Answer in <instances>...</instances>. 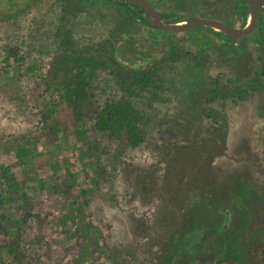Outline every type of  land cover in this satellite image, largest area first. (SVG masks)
Segmentation results:
<instances>
[{"label":"rangeland","instance_id":"obj_1","mask_svg":"<svg viewBox=\"0 0 264 264\" xmlns=\"http://www.w3.org/2000/svg\"><path fill=\"white\" fill-rule=\"evenodd\" d=\"M150 1L249 22L245 0ZM120 2L0 0V263L264 264V21L226 43ZM111 102L143 143L96 129Z\"/></svg>","mask_w":264,"mask_h":264},{"label":"trees","instance_id":"obj_2","mask_svg":"<svg viewBox=\"0 0 264 264\" xmlns=\"http://www.w3.org/2000/svg\"><path fill=\"white\" fill-rule=\"evenodd\" d=\"M120 1H121L120 3L123 4L122 8L124 9L125 12H128V8L133 6V5L123 2L122 0ZM236 13L240 19H243L245 22L247 21L248 16H249V10L245 2H241L237 5ZM135 18L138 19L136 15H135ZM145 21L149 22L148 18H146ZM262 21H264V14L260 11L259 22L261 23ZM178 22H181V21L176 20V17H175V22L173 23H178ZM210 31L215 33L216 36L219 37L222 41H225L226 43H234V41H231L227 37L222 36L220 33L214 32L213 30H210ZM250 36H251V39H253L258 44L261 42L262 37L260 34H259V37H257L256 35H252V34ZM182 49L188 52L192 50V48L190 47V44H187L185 48H182ZM155 69L156 67L153 64H150L140 69V72L136 71V73H134L135 79H137L135 82L142 87L150 86L152 79L154 75L156 74ZM158 78H160L159 75H158ZM161 78L159 81H161ZM256 81H258V84H256L255 87H259V88L264 87L262 84L263 83L262 79L260 80L257 79ZM82 94L83 92L78 90L74 95H76L78 98H83ZM127 106L128 105H124L122 103H116V102L107 103L101 110L100 114L98 115L95 127L100 132L111 131L115 135H119L127 144L131 146H138L141 143H143V141L145 140V134L144 132L140 131L136 127V125H134L133 121H130V118L128 117L129 116L128 113L131 112V110L133 109ZM127 122L129 126H126ZM14 179L16 178L14 177ZM14 179L9 180V185H7V187L9 188L6 194L8 204H11L12 202H14L13 194H15L16 192H13L11 190L12 184L14 182H17V180L14 181ZM80 194L81 195L83 194L82 190ZM17 222L19 225H21L24 222L23 218L19 217Z\"/></svg>","mask_w":264,"mask_h":264},{"label":"water","instance_id":"obj_3","mask_svg":"<svg viewBox=\"0 0 264 264\" xmlns=\"http://www.w3.org/2000/svg\"><path fill=\"white\" fill-rule=\"evenodd\" d=\"M122 1L130 5L139 6L145 12L149 25L156 30L173 34H181L197 26H202L213 30L214 32L220 33L222 36L227 37L231 41H237L243 37L250 36L256 29L261 9L264 13V0H245V4L249 10V22L243 28L228 25L217 19L200 16H191L182 22L169 23L161 16L149 0ZM129 13L134 19H136L133 12Z\"/></svg>","mask_w":264,"mask_h":264},{"label":"flooded vegetation","instance_id":"obj_4","mask_svg":"<svg viewBox=\"0 0 264 264\" xmlns=\"http://www.w3.org/2000/svg\"><path fill=\"white\" fill-rule=\"evenodd\" d=\"M149 2L157 9V5L155 4V3H153V2H151L150 0H149ZM133 6H136V5H133ZM138 9H140L141 11H142V14L143 15H146L145 14V12L139 7V6H136ZM262 10V9H261ZM157 11L161 14V16L167 21V22H169V23H173V22H175V17H176V20L179 18L178 16H171V17H167V16H165L163 13H161L158 9H157ZM146 18L147 17H145V19L144 20H142L143 22H145L146 24H148V22L147 21H145L146 20ZM171 19V21H168V20H170ZM154 31H156L158 34H162L163 33V31H160V30H156V29H153ZM190 30H192V29H190ZM190 30H188V31H186V32H184V33H187V32H189ZM167 33H169V32H167ZM169 34H173V33H169ZM182 34V33H181ZM219 38V37H218ZM188 44H190V43H188ZM190 47L192 48V44H190ZM185 48V47H184Z\"/></svg>","mask_w":264,"mask_h":264}]
</instances>
